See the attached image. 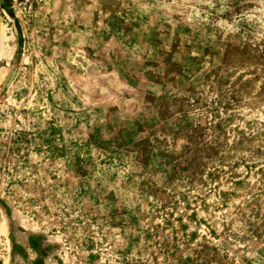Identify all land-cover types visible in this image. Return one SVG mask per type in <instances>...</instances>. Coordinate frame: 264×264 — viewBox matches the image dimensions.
Returning a JSON list of instances; mask_svg holds the SVG:
<instances>
[{
  "label": "rangeland",
  "instance_id": "obj_1",
  "mask_svg": "<svg viewBox=\"0 0 264 264\" xmlns=\"http://www.w3.org/2000/svg\"><path fill=\"white\" fill-rule=\"evenodd\" d=\"M264 264V0H0V264Z\"/></svg>",
  "mask_w": 264,
  "mask_h": 264
},
{
  "label": "trees",
  "instance_id": "obj_2",
  "mask_svg": "<svg viewBox=\"0 0 264 264\" xmlns=\"http://www.w3.org/2000/svg\"><path fill=\"white\" fill-rule=\"evenodd\" d=\"M39 264V263H38Z\"/></svg>",
  "mask_w": 264,
  "mask_h": 264
}]
</instances>
